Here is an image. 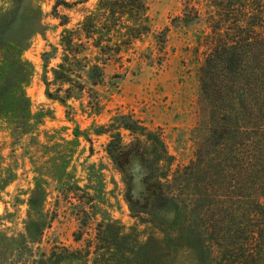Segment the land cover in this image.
Returning <instances> with one entry per match:
<instances>
[{
	"label": "trees",
	"instance_id": "1",
	"mask_svg": "<svg viewBox=\"0 0 264 264\" xmlns=\"http://www.w3.org/2000/svg\"><path fill=\"white\" fill-rule=\"evenodd\" d=\"M150 2L96 0L81 20L64 29L60 45L42 52L47 96L62 102L85 100L88 110L98 113V87L104 85L105 67L120 58L134 39L150 32ZM208 2L210 10L204 19L208 31L200 41L204 58L199 73L196 148L190 162L169 174L172 156L161 135L130 113L114 114L109 123L94 128L95 134L108 135L105 150L122 175L132 157L145 161L146 179L156 188L155 197L177 210V227L163 219L156 226L162 236L141 241L136 231H126L107 213L97 219V203L91 194L75 203L77 210L71 217L78 224L72 233L75 242L97 220L92 239L75 248L58 240H47L51 246H42L57 216L45 208L48 181L44 176L59 183L72 177L64 162L51 160L36 169L38 180L27 200L24 230L9 237L0 232V264H176L177 258L179 264H264V0ZM200 15L192 1L185 0L178 24L186 25ZM67 18L62 17L59 24L67 25ZM21 25L14 36L2 27L0 48L9 43L26 46L31 35L45 29L41 19H24ZM165 39L163 34L157 40L162 44ZM57 55L48 80L46 68ZM6 77L9 81L3 90L9 93L28 73ZM10 97L19 110L14 134L30 132L41 117L30 114L22 89ZM120 129L130 132L127 143ZM45 137L53 141L51 134ZM10 181V169L0 167V189ZM72 186L79 188L75 183ZM69 189L62 188L67 193Z\"/></svg>",
	"mask_w": 264,
	"mask_h": 264
},
{
	"label": "rangeland",
	"instance_id": "2",
	"mask_svg": "<svg viewBox=\"0 0 264 264\" xmlns=\"http://www.w3.org/2000/svg\"><path fill=\"white\" fill-rule=\"evenodd\" d=\"M184 1L151 0L147 19L150 32L134 39L121 51L120 58L105 67L104 85L98 87L101 108L94 113L88 110L85 100L70 98L62 102L47 96L42 52L59 46L64 29L81 20L96 0H0V34L4 26L12 36L16 35L24 19H41L45 26L42 32L31 35L26 46L9 43L0 48V167L11 171V181L0 189V232L9 237L24 230L27 200L38 180L36 169L51 160L64 162L65 171L72 177L59 183L44 176L48 181L45 208L57 216L45 232L42 246H51L47 240H58L75 248L92 239L97 220L88 224L82 240L75 242L72 233L78 224L71 217L77 210L75 203H82L84 195L91 194L97 203V219L100 213H107L126 231H136L141 241L150 236L161 237L156 226L163 219L172 228L177 227V210L155 197L156 188L146 179L145 161L132 157L122 175L105 150L108 135H97L94 128L109 123L114 114L130 113L161 135L172 156L169 174L193 158L199 118V73L204 58L200 41L208 31L204 19L210 9L208 0H191L201 15L186 25L178 24ZM62 17H68L67 25L59 24ZM163 34L166 39L161 44L157 39ZM58 55L48 63V80L52 79L51 69ZM22 71L28 77L17 83L18 87L28 99L30 114H38L41 122L30 132L16 135L13 130L19 110L13 107L10 95L19 94V88L7 93L3 85L9 81L6 76ZM120 133L124 143L131 139L128 130L120 129ZM46 134H51L53 141L48 142ZM53 142L58 144L51 147ZM65 187L70 188L68 193L62 190ZM138 214L147 221H140L135 216Z\"/></svg>",
	"mask_w": 264,
	"mask_h": 264
}]
</instances>
